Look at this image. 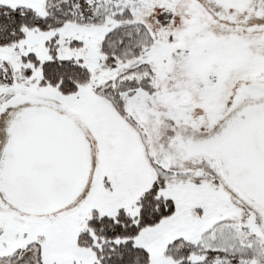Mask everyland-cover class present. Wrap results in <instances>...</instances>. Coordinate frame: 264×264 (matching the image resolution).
<instances>
[{"label":"snow or ice","instance_id":"6c2138e0","mask_svg":"<svg viewBox=\"0 0 264 264\" xmlns=\"http://www.w3.org/2000/svg\"><path fill=\"white\" fill-rule=\"evenodd\" d=\"M0 264H264V0H0Z\"/></svg>","mask_w":264,"mask_h":264}]
</instances>
